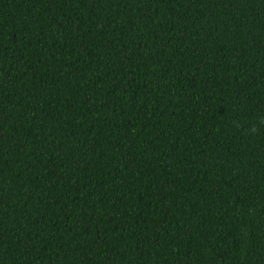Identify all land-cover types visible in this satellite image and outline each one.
Returning <instances> with one entry per match:
<instances>
[{
  "label": "trees",
  "instance_id": "obj_1",
  "mask_svg": "<svg viewBox=\"0 0 264 264\" xmlns=\"http://www.w3.org/2000/svg\"><path fill=\"white\" fill-rule=\"evenodd\" d=\"M0 264H264V0H0Z\"/></svg>",
  "mask_w": 264,
  "mask_h": 264
}]
</instances>
